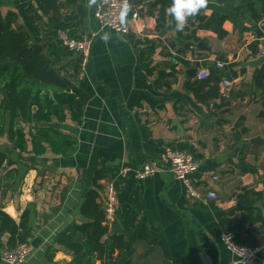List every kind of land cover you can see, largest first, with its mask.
<instances>
[{
  "label": "crops",
  "instance_id": "0c3cea01",
  "mask_svg": "<svg viewBox=\"0 0 264 264\" xmlns=\"http://www.w3.org/2000/svg\"><path fill=\"white\" fill-rule=\"evenodd\" d=\"M129 1L147 24L142 35L136 32L137 22L127 35L99 30L93 18L97 0H57L58 14L41 13L48 28L55 26L50 21L55 15L69 36H95L90 62L76 82L89 96L81 124L69 119L51 123L77 140L75 152L62 157L47 148L34 157L29 144L19 153L0 138V149L10 150L7 168L17 172L10 188L0 183V210L16 223L27 213L31 229L24 243L29 254L20 264H72L75 244L81 245L84 236L58 235L101 217V225L108 226L101 243L111 252L102 258L94 253V264H228L232 257L224 232H231L238 245L264 239V109L249 89L253 72L264 63V38L256 40L250 25L236 16L238 0H208L206 8L190 17L194 24L186 23L182 31L165 12L172 0ZM36 6L37 0H0V11L19 14L16 27L29 31L33 42L38 38L26 9ZM213 11L228 17L223 39L197 29V17ZM125 19L130 22V13ZM217 63H223L222 69L232 64L237 74L245 71L233 79V71L227 70L232 82L228 98L221 95V83L201 85L196 77L201 69L210 76ZM27 131L24 127L25 136ZM256 138L263 142L252 143ZM167 147L194 157L199 166L192 183L199 192H214L215 200L190 198L168 171L135 178L133 170ZM124 168L131 171L122 175ZM105 182L113 185L118 201L108 222ZM258 214L261 223L255 220ZM241 216L254 221L233 230L237 225L229 222ZM113 222L119 231L111 232ZM8 237L3 235V246ZM0 264H6L1 257ZM252 264H264V248Z\"/></svg>",
  "mask_w": 264,
  "mask_h": 264
},
{
  "label": "trees",
  "instance_id": "16d2710c",
  "mask_svg": "<svg viewBox=\"0 0 264 264\" xmlns=\"http://www.w3.org/2000/svg\"><path fill=\"white\" fill-rule=\"evenodd\" d=\"M57 0H37V8L26 9L30 14L31 24L37 36V42L32 41V34L23 27H16L19 14L13 10L5 13L0 11V138H6L7 142L18 148L19 153L30 147V154L34 157L42 156L49 148L53 155L68 157L77 147V140L64 134L51 123H64L69 119L73 124L80 125L83 118V109L88 101V94L76 87L78 80L80 59L73 52L61 45L59 34L65 33L66 26L55 17L51 18L53 28L46 27L42 22L41 13L53 10L58 14ZM98 2V0H97ZM96 2V3H97ZM239 5L234 8L237 17L250 25L256 40L264 38V0H238ZM197 29H204L215 33L218 39L226 36L222 25L228 17L221 12L213 11L208 17L198 16ZM162 14L157 18V28L162 27ZM187 24L192 26L190 17ZM191 39L196 42L193 35ZM257 42H253L250 48L253 50ZM38 45L39 49H35ZM221 62V61H220ZM229 66V68H228ZM223 69L211 68L210 76L200 84H216L228 78L227 70H232V64ZM233 71V79L244 74ZM229 74V72H228ZM227 77V78H224ZM229 80V78L227 79ZM254 99L261 103L264 109V63L253 72L249 86ZM27 127V136L24 134ZM22 131V133H21ZM23 134L22 135H20ZM16 143V144H14ZM5 146L0 149V183L3 187H9L17 178L16 169H8L10 150ZM189 152H191L189 150ZM91 194V193H88ZM103 216V215H102ZM260 223L263 221L261 214L255 218ZM103 218L95 220L92 224L80 227L71 226L58 235V238L67 233L75 235L80 232L84 236L81 245L75 244V258L72 264H94V253L98 258L109 257V246L101 243V238L108 233V226L101 225ZM253 222L246 216L229 223L235 224L232 229H240L241 224ZM263 224V223H262ZM9 237L3 246V235ZM31 229L28 226L27 213H24L16 223L10 216L0 210V249L11 250L20 244L27 242ZM250 243L251 247L257 245ZM85 256V257H84ZM83 258H86L83 261ZM97 258V259H98Z\"/></svg>",
  "mask_w": 264,
  "mask_h": 264
},
{
  "label": "built area",
  "instance_id": "2783aa9c",
  "mask_svg": "<svg viewBox=\"0 0 264 264\" xmlns=\"http://www.w3.org/2000/svg\"><path fill=\"white\" fill-rule=\"evenodd\" d=\"M128 13H130V22L125 19ZM93 18L99 30L110 29L120 35H127L135 31L131 24L133 22L138 23V28L136 29L138 34L142 35L147 29V24L141 20L140 14L129 0H98L93 10ZM94 36V34H91L79 39H72L66 36L65 33L59 34L61 45L80 59V77L83 76L90 62ZM216 66L221 68L223 63H217ZM196 77L198 80H205L209 77V72L206 69H201ZM221 85L223 86L222 97L228 98L232 89V82L225 79L221 82ZM198 166V162L190 153L167 147L164 148L158 158L147 161L139 168L133 170V175L136 179L143 180L153 174L168 171L185 187L186 193L190 198L200 201H206V199L215 200L217 197L214 192H199L192 183L191 176L197 171ZM128 171H131L130 168H124L120 173L125 175ZM104 194V215L108 222L118 209L116 191L111 183L105 182ZM204 195L206 198H204ZM222 240L232 257L228 264H252L257 254L264 248V239L254 247L238 245L234 242L231 232H224ZM28 254V247L23 244L14 250L2 251L0 257L6 264H20L25 261Z\"/></svg>",
  "mask_w": 264,
  "mask_h": 264
},
{
  "label": "clouds",
  "instance_id": "9594fccd",
  "mask_svg": "<svg viewBox=\"0 0 264 264\" xmlns=\"http://www.w3.org/2000/svg\"><path fill=\"white\" fill-rule=\"evenodd\" d=\"M207 3L208 0H172L165 12L174 19L176 30L182 31L188 18L195 16L201 9L206 8ZM104 38L107 39L106 36Z\"/></svg>",
  "mask_w": 264,
  "mask_h": 264
},
{
  "label": "water",
  "instance_id": "95a60500",
  "mask_svg": "<svg viewBox=\"0 0 264 264\" xmlns=\"http://www.w3.org/2000/svg\"><path fill=\"white\" fill-rule=\"evenodd\" d=\"M34 48H35V49H39V46H38V45H34ZM260 141L263 142V140H261V139H259V138H256V139L252 140L251 142H252V143H256V142L258 143V142H260ZM263 219H264V217H263ZM116 231H119V227H118V225H117L116 222H113V223L111 224V232H116ZM108 264H113V262L109 261Z\"/></svg>",
  "mask_w": 264,
  "mask_h": 264
}]
</instances>
